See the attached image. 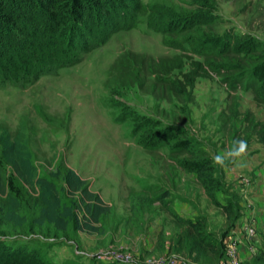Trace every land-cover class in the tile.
<instances>
[{"label": "rangeland", "instance_id": "rangeland-1", "mask_svg": "<svg viewBox=\"0 0 264 264\" xmlns=\"http://www.w3.org/2000/svg\"><path fill=\"white\" fill-rule=\"evenodd\" d=\"M216 4L227 25L264 38V0H216ZM160 38L139 22L117 30L55 75H42L25 87L0 86V157L7 173L39 199L35 222L64 231L59 240L49 239L54 241L49 247L54 261L91 264L95 259L119 262L126 257L140 264L157 259L202 264L187 251L175 249L179 227L163 201L181 215H204L207 230L223 245L226 235L234 234L239 258L231 264H247L258 253L264 225L252 237L239 221L227 228L221 209L205 195L193 172L170 158L167 148L145 149L111 116L109 99L183 126L212 160L234 140L246 141L242 158L213 163L226 189L217 192L218 199L229 195L237 202L238 213L249 205L251 198L245 193L250 189L238 190L232 181L239 179L238 174L249 176L251 182L259 174L264 179V141L254 124L264 121V104L256 103L250 90H232L213 74L198 77L189 92L171 98L142 65L134 76L110 74L111 63L124 51L154 57L178 52ZM234 105L236 114L231 111ZM47 177L56 178V183ZM143 182L154 185L145 188L149 197L157 192L160 197L152 199L143 215L130 219L129 192L141 189ZM63 198L66 202L61 204ZM235 226L241 229L234 231ZM219 264H230L224 254Z\"/></svg>", "mask_w": 264, "mask_h": 264}, {"label": "trees", "instance_id": "trees-1", "mask_svg": "<svg viewBox=\"0 0 264 264\" xmlns=\"http://www.w3.org/2000/svg\"><path fill=\"white\" fill-rule=\"evenodd\" d=\"M139 22L178 52L154 57L124 51L111 63L110 74L134 76L142 65L171 98L189 92L198 77L215 74L232 90H250L256 103L264 104V38L227 25L216 0H0V86L25 87L42 75H55L117 30ZM109 102L113 120L127 127L139 144L147 150L167 148L170 158L195 174L230 228L240 214L237 202L229 195L218 199L217 192L226 193L225 183L188 129L141 113L126 102ZM231 111L237 113L235 105ZM254 124L264 141V121ZM150 186L154 185L143 182L141 189L129 192L130 219L143 215L152 199L160 197L158 192L151 197L146 194ZM65 202L63 198L61 204ZM163 205L179 227L173 239L175 249L187 251L202 264H218L224 245L207 230L205 216H184L166 201ZM39 209V199L13 173H7L0 157V264H76L73 259L51 258L49 247L54 241L49 239L59 240L64 231L35 222ZM246 263L264 264V235L258 253ZM91 264L140 263L95 259Z\"/></svg>", "mask_w": 264, "mask_h": 264}, {"label": "crops", "instance_id": "crops-1", "mask_svg": "<svg viewBox=\"0 0 264 264\" xmlns=\"http://www.w3.org/2000/svg\"><path fill=\"white\" fill-rule=\"evenodd\" d=\"M233 175V173H232ZM232 175L230 177H232ZM244 175V174H243ZM238 176H241L238 174ZM252 177V175H250ZM253 182L248 185L246 182H240L241 179H237V176L232 181L234 188L236 187L238 190H249V192L245 193V197L251 198L249 200V205H246V212L248 213L252 222L255 223L259 228L264 225V179L260 176L252 177ZM253 183V185H252ZM252 197L255 200H252Z\"/></svg>", "mask_w": 264, "mask_h": 264}, {"label": "built area", "instance_id": "built-area-1", "mask_svg": "<svg viewBox=\"0 0 264 264\" xmlns=\"http://www.w3.org/2000/svg\"><path fill=\"white\" fill-rule=\"evenodd\" d=\"M239 179H241L240 182H246L248 183V185L251 183V178L249 176H240ZM245 204H243L244 206ZM236 221H239V223L241 222L245 233L252 237L255 235L256 233V227L254 226V224L252 222H248V221H252L248 215V213L246 212V208L244 207V209L240 210V214L237 218ZM241 226H235L232 229L235 231L236 229H241ZM233 231V232H234ZM236 240V236L231 233H228V235H226V237L224 238V255L225 258H227V262L228 263H236L238 262V242ZM121 261H129L128 259H124V257L122 258ZM131 262V261H130ZM166 261H164L163 259H157L156 262H153L152 264H165ZM167 264V263H166ZM219 264V263H218Z\"/></svg>", "mask_w": 264, "mask_h": 264}, {"label": "clouds", "instance_id": "clouds-1", "mask_svg": "<svg viewBox=\"0 0 264 264\" xmlns=\"http://www.w3.org/2000/svg\"><path fill=\"white\" fill-rule=\"evenodd\" d=\"M247 152V143L242 139L234 140L231 146L223 155L213 157V162L223 165L226 160H237L242 158Z\"/></svg>", "mask_w": 264, "mask_h": 264}]
</instances>
